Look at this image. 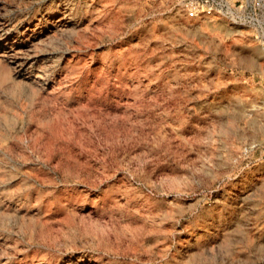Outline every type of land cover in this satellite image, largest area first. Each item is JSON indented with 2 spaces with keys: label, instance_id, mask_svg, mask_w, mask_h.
<instances>
[{
  "label": "rangeland",
  "instance_id": "rangeland-1",
  "mask_svg": "<svg viewBox=\"0 0 264 264\" xmlns=\"http://www.w3.org/2000/svg\"><path fill=\"white\" fill-rule=\"evenodd\" d=\"M0 264H264L253 30L180 0H0Z\"/></svg>",
  "mask_w": 264,
  "mask_h": 264
},
{
  "label": "built area",
  "instance_id": "built-area-1",
  "mask_svg": "<svg viewBox=\"0 0 264 264\" xmlns=\"http://www.w3.org/2000/svg\"><path fill=\"white\" fill-rule=\"evenodd\" d=\"M188 18H225L235 25L250 27L264 56V0H180ZM256 144L251 148H255Z\"/></svg>",
  "mask_w": 264,
  "mask_h": 264
}]
</instances>
